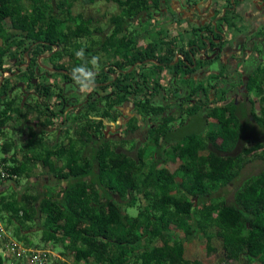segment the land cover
<instances>
[{"label": "trees", "instance_id": "trees-1", "mask_svg": "<svg viewBox=\"0 0 264 264\" xmlns=\"http://www.w3.org/2000/svg\"><path fill=\"white\" fill-rule=\"evenodd\" d=\"M78 1L61 0L62 11L67 15L59 22L53 0H0V40L10 49L9 40L23 34L26 40L45 35L50 41L61 40L64 44L88 37L92 33L91 20L82 13H72ZM95 1L85 3L91 5ZM109 1L122 9L110 19L115 26L111 47L115 55L122 53L117 69L154 59L179 74L183 63L171 66L178 51L173 47H169L167 57L161 58L156 56L155 46L136 51L133 38L115 39L127 29V17L145 10L149 0ZM8 19L22 35L12 34L4 26ZM4 47L0 46L1 67L7 61L8 50ZM72 50L75 57L79 50ZM190 54L184 62L192 64ZM83 63V70H91L90 64ZM195 71L189 69L184 74ZM182 82L191 87L190 97L197 98L199 90L206 91L202 81L194 85ZM5 83L0 89V138L5 139L0 162L9 164L7 173L17 178L0 180V188L7 190L0 192V264H27L26 256L17 258L9 249L12 245L42 249L32 246L28 238L34 232L41 233L43 244L58 248L62 256L59 259L43 248L50 251L48 257L54 260L51 264H70L69 258L74 264H203L186 257L185 241L194 237L205 241L208 255L219 253L223 264H264V167L256 174L244 172L249 164L264 160V61L255 67L247 85L255 98L250 99L249 114L253 120L247 122V113H241L234 103L225 104L226 90L213 94L211 106L204 98L189 104L186 97L179 105V116L168 113L167 104L156 106L152 98L138 94V112L151 120V134L133 156L118 153L112 147L114 143L107 140L93 145L92 133L100 132L105 125L89 121L88 109L80 119L70 118L75 128L73 134L68 130L73 136L67 142L56 140L49 144L44 130L33 131L24 145L7 138L6 129L12 121H26L21 107L12 105V101L2 102L1 95L12 81ZM120 83L116 82L115 87ZM127 98L124 93L110 101L121 105ZM218 103L221 104L217 106ZM91 108L98 110L96 104ZM186 117L191 121L199 117L205 126L212 123L213 129L181 137L171 135L174 124L181 119L182 127ZM55 118L56 115L50 118L46 114L39 123L44 129L50 128ZM136 120L127 127L128 133L137 130ZM161 138L174 143L163 151ZM40 167L45 183L31 193L38 184L39 177L36 183L33 181ZM22 178L27 179L24 188ZM239 180L242 182L231 192L229 187ZM228 194L232 200H228ZM129 208L137 209V215H129ZM24 234L22 244L20 238Z\"/></svg>", "mask_w": 264, "mask_h": 264}, {"label": "flooded vegetation", "instance_id": "flooded-vegetation-1", "mask_svg": "<svg viewBox=\"0 0 264 264\" xmlns=\"http://www.w3.org/2000/svg\"><path fill=\"white\" fill-rule=\"evenodd\" d=\"M21 1L27 3L28 0ZM199 2L202 0L193 4H189L187 0H173V8L178 17L169 16L161 20L162 25L158 19L161 15L167 14V10L161 6L163 2L149 0L145 10L127 17V29L115 37L122 41L123 36H134L136 51L146 46H155V54L161 58L167 57L169 47H173L178 51L171 66L179 62L183 63L179 74L173 73L170 68L154 59L137 61L131 68L117 69V64L122 60V53L115 55L110 43L115 30V26L110 22L113 15L108 19L105 18L106 16L98 18L94 14L86 17L92 22V33L88 37L74 39L71 44H64L61 40L50 41L45 35L38 40H26L23 34L17 39L9 40L12 46L8 49L4 47V40H0V46L8 50L5 57L7 61L3 67L0 66V89L3 84H6V80L12 81L6 93L1 95L2 102L12 101V105L17 104L24 110L26 122L21 125H24L23 130L26 131L27 140L33 131L44 130L39 121H43V117L47 114L50 118L54 115L57 118L53 119L54 126L45 128V131L54 133V142L56 140L67 142L68 137L73 136H70L68 130L73 134L75 128V122L70 118H79L88 109L89 121L96 120L98 123L101 121L105 125L100 132L92 133L93 145L103 144L107 140L109 143H114L112 147L118 153L123 152L131 156L137 154L142 143L148 142L151 134L149 129L151 120L138 112L136 104L138 94L142 98H152V104L156 106L167 104V112L170 114L173 112L179 116L181 114L179 105L186 97L189 104L204 98L206 104L209 103L211 106L214 100L213 94L226 90L225 104L234 103L241 113H247V117L244 118L246 122L250 121V99L254 101L255 98L248 92L247 85L255 67L264 61V34L263 31L261 33V29L264 30V0H250L248 4L245 2L242 6L235 4L234 0L232 2L203 0V8H200ZM94 4L96 2L91 6L93 7ZM224 5L227 7L224 8ZM248 6H251V9ZM241 7L249 8L245 10L246 14L243 15L244 10L239 14ZM73 8L74 6L72 13ZM119 9V12L114 15L121 13L122 9L120 7ZM218 9H224V12ZM256 11L259 14H256ZM55 12L58 13L57 8ZM153 16L156 17L155 21ZM235 18L249 20L248 27L242 30L245 26L236 23ZM146 21H151V24L148 28H143L142 24ZM213 23H215L214 26H212ZM11 24L12 21L8 19L4 26L12 34L22 35L19 30L13 29ZM132 24L138 29L136 32H140L139 34L128 31ZM153 24L159 26L158 30L155 29L158 36L147 37L146 34L152 29ZM188 24H195V28ZM183 25L189 26V32L194 34L191 38L181 41L179 29ZM183 30L187 32L188 28L184 27ZM140 36L141 40H139ZM20 40L24 41L23 47L20 46L22 45ZM65 45H69L68 48ZM74 47L79 51L83 50L84 56L82 60L80 59L81 61L78 60L79 57H73L74 50L71 51V49ZM187 54H190L192 64L190 61L184 62ZM93 57H98L96 66L91 63ZM84 61L92 68L89 71L83 70V73L90 72L95 76V80H98L94 82L90 90L82 89L81 83H77L78 79L82 83H87L79 72L74 76V69H83ZM200 64L204 65L197 69ZM189 69H196V74L195 72L189 75L184 74V71ZM193 75L197 79L194 83L202 81L206 89L205 92L199 90L197 98L190 97L192 90L189 84L187 86L176 83L177 80L190 82ZM2 78L3 81H1ZM118 81L122 83L116 88L115 84ZM128 85H130L129 88L126 87ZM76 90L79 91L78 97L72 96ZM124 93L128 97L127 101L121 105H112L110 99H115ZM47 94L50 95L49 103L45 102ZM94 104L97 105L98 110L91 108ZM220 104L218 103L217 106ZM135 118L138 128L134 133L130 131L128 133L127 127ZM197 122H201V118H193L192 121L187 119L180 127V119L177 124H174L176 127L171 135L180 137L184 135L185 128L194 127ZM169 141L161 138L160 144L164 145L163 151L174 143L173 140L170 143ZM129 143L133 144L128 147ZM161 157L164 158L165 155L162 154ZM163 166L170 168L169 164H163Z\"/></svg>", "mask_w": 264, "mask_h": 264}, {"label": "rangeland", "instance_id": "rangeland-1", "mask_svg": "<svg viewBox=\"0 0 264 264\" xmlns=\"http://www.w3.org/2000/svg\"><path fill=\"white\" fill-rule=\"evenodd\" d=\"M53 1H54V4L56 3L55 6H56V8L58 10V13H55L56 16H58L57 14H61V15L58 16V21L61 22L62 21L61 19H63L67 14L64 11H62L61 0H53ZM187 1L189 2V4H193L194 2L199 1V0H187ZM230 1L232 2V0H230ZM241 1L242 0H234V3L235 4L237 3L238 5H241L242 6V4H244L245 2L246 3L248 2V0H244L242 2ZM95 2H96V4H94L93 7H92L91 5L86 4L85 3V0H79L78 2H76L74 4V8H73L74 15H77L78 13H82L83 15H85V17H88L91 14H94L98 18H101L103 16H106L105 18L108 19L110 16H112L114 14H117L119 12V10H120L119 7H118V5L115 2H113V1H109V0H96ZM159 2H163V4L161 6L164 7L165 10H167V14L166 15H161V17H159V19H158L159 21L165 20L169 16L170 17H175V16L178 17L177 16V13L175 11V8H173V0H171V1L170 0H159L158 3ZM225 5H227V4H225ZM199 6H200V8H203V0H202V2H199ZM227 6H225L224 8H226ZM219 8H221V6ZM218 10L224 12V9L223 10L218 9ZM249 12H250V10H249ZM256 12L258 13V11H256ZM230 17L232 18V14L230 15ZM155 18L156 17L153 16V21H155ZM247 21L249 22V20H244V21L243 20H240V19L235 20L236 23L245 26L242 30H245L246 29ZM150 22L151 21H146L144 24H142V27L143 28H148L150 26L149 24H151ZM162 23H163V21H161V24ZM188 25L190 27H192V28H195V24H193V25L188 24ZM214 25H215V23L212 24V26H214ZM189 26L183 25V26L180 27L179 32L181 34L179 36H180L181 41L187 40L188 38H191L193 36L194 33L189 32L190 31V27ZM158 27L159 26L153 24L152 29L149 32H147V34H146L147 37H151V38L152 37H157L158 36V33H157V31H155V29L158 30ZM184 27H187L188 28V31L187 32H185V30H183ZM136 30H138V29L136 27L134 28V24H132V25L129 26L128 31L130 33H138L139 34L140 32H136ZM141 36L139 37V40H141V38H142ZM126 37H129V38L131 37V38L135 39V37L134 36H131V35H126ZM134 44L136 45L135 41H134ZM65 46L68 48L69 45H65ZM83 74H86V73H83ZM194 74H196V72ZM195 81H197V79L195 78V75H193V77L190 78V82H191L190 85H194L195 84L194 83ZM176 83L180 85L183 82L180 81V80H177ZM77 89H79V88H77ZM72 96H74V97L77 96L78 97L79 96V91L76 90L72 94ZM133 101H134V99H133ZM130 102H132L131 99H130ZM255 105H256V109L259 110L258 103L255 104ZM249 119L250 120H253L251 116H250ZM20 127H22L21 131L17 130V132H15V130H13L11 128H7L6 129V136H7V138H9L11 140L14 139V138L18 139V142L17 143H19L21 145H24L25 144V141L27 139V137L25 135L26 134L25 133L26 131L23 130V126H19V128ZM211 129H213V124L212 123H210V125H208V126H205L203 122H197V125H195L194 127H190L189 126L187 129H185V133H184L183 136H185L187 134H191V133L201 134L203 132L210 131ZM42 132H44V131H42ZM250 134H251V136H253L255 138V134H253V133H250ZM53 137H54V135H52L51 137H48L47 138V142L49 144H53V142H54ZM99 144L100 143H98V145ZM131 144H133V143H129L128 147H130ZM2 156H3V152L0 149V158ZM178 165H179V163L177 164V166ZM263 167H264V160L259 159L255 163L249 164L246 167V169L244 170V172L247 175L256 174L259 171H261V168H263ZM41 170L42 169L40 167L39 170L36 171V173H37L36 177L37 178H35V180L33 182L36 183V180H38V177H39V180L37 182L38 184L35 185L34 189L30 190L31 193H35L37 189H41L43 187L44 183H45V178H43L39 174ZM241 180L235 181L236 183L234 185H231L229 187L231 192H233V190H235V188L242 182ZM26 182H27V179L26 178H22L20 180V183L21 184H26ZM228 200H232V195L231 194H228ZM127 213L129 215H131V216H136L137 215V209H135V208H129L127 210ZM24 236H26V235L24 234L20 238V241H21L22 244H25ZM40 236H41V233L40 232H38V233L37 232H34L32 234H29V237L28 238L32 242V246H34V247H42V248L49 249L52 252V255H54V253H55L54 257L55 258L58 257L57 259H59L60 257H62V256H60V252H59L58 248H52L51 244H48V245L43 244L40 241ZM185 245H186V257H187L188 260H191V261L201 260L203 262V264H223V263H221V259L219 257V253L218 254H215V255H212V256L207 254L206 244H205V241L203 239H201V238H195L194 237V238H191V240L185 241ZM53 261L54 260L52 258H50L49 264H51ZM67 261L70 264H74V262L72 261L71 258L67 259Z\"/></svg>", "mask_w": 264, "mask_h": 264}, {"label": "built area", "instance_id": "built-area-1", "mask_svg": "<svg viewBox=\"0 0 264 264\" xmlns=\"http://www.w3.org/2000/svg\"><path fill=\"white\" fill-rule=\"evenodd\" d=\"M0 144H3L2 138H0ZM6 165L9 164L0 162V180L4 181L5 179H9V178L16 179L17 178L16 176H12L10 173H7ZM12 246L10 247L9 251L15 256H17V258H20L21 256H26L27 264H48L50 261V257H48L50 251L47 249H43V248L40 250L38 248L25 249L21 245H17V247H12Z\"/></svg>", "mask_w": 264, "mask_h": 264}, {"label": "clouds", "instance_id": "clouds-1", "mask_svg": "<svg viewBox=\"0 0 264 264\" xmlns=\"http://www.w3.org/2000/svg\"><path fill=\"white\" fill-rule=\"evenodd\" d=\"M76 56L79 57V58H83L84 56V52L83 50H80V51H77L76 52ZM97 60H98V57H93L92 60H91V63L96 66L97 65ZM79 72L81 74V76L83 77V80L84 81H87V83H82L80 79L77 80V83H81V87L82 89L84 90H90L91 86L94 85V82H95V76L92 75L91 73H89L88 75H84L83 74V69H75L74 70V76L75 74ZM3 139V138H2Z\"/></svg>", "mask_w": 264, "mask_h": 264}, {"label": "crops", "instance_id": "crops-1", "mask_svg": "<svg viewBox=\"0 0 264 264\" xmlns=\"http://www.w3.org/2000/svg\"><path fill=\"white\" fill-rule=\"evenodd\" d=\"M248 1H250V0H248ZM259 2V1H258ZM248 4V3H247ZM247 6V5H246ZM257 7H259V5H256ZM250 9H251V6H248ZM249 8H246L245 9V7H241V8H239V14H241L240 12L241 11H243L244 10V12H243V15L244 14H246V11L245 10H247V9H249ZM250 12H252V11H250ZM254 14V13H253ZM256 14H259V13H256ZM244 17V16H243ZM246 27H248V25L246 26ZM14 106H18L17 104H14ZM12 116L13 117H15V115H13V113H12ZM16 119H17V117H15ZM19 126H24V125H21V123L20 122H11L10 124H9V126H8V128H11V129H13V130H15V132H17V130H19V131H21V129H22V127H20L19 128ZM44 131H45V129H44ZM45 132H47L46 133V139L48 138V137H51L52 135H54V133H51V131H49V130H46ZM58 134L60 135L61 134V132H58ZM3 140L5 141V139H4V137H3ZM13 140H15V142L17 143L18 142V139H16V138H14ZM64 141V140H63ZM0 149L2 150V144H0ZM2 152H3V150H2ZM13 154V152L12 153H10V155H7V156H11ZM3 156H4V154H3ZM2 159V157L0 158V161H2L1 160ZM23 186H22V188H24L25 186L24 185H26V184H22ZM17 187V186H16ZM1 190H3V191H7V190H5V189H3V188H0V192H1ZM9 191V190H8ZM10 193V192H9Z\"/></svg>", "mask_w": 264, "mask_h": 264}, {"label": "water", "instance_id": "water-1", "mask_svg": "<svg viewBox=\"0 0 264 264\" xmlns=\"http://www.w3.org/2000/svg\"><path fill=\"white\" fill-rule=\"evenodd\" d=\"M86 74H89L90 72H85ZM1 81H3V78L1 79Z\"/></svg>", "mask_w": 264, "mask_h": 264}]
</instances>
